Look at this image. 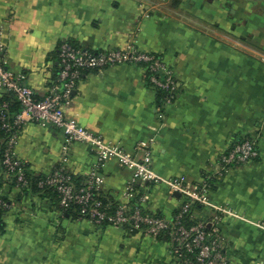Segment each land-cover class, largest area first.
Instances as JSON below:
<instances>
[{
  "label": "crops",
  "instance_id": "obj_1",
  "mask_svg": "<svg viewBox=\"0 0 264 264\" xmlns=\"http://www.w3.org/2000/svg\"><path fill=\"white\" fill-rule=\"evenodd\" d=\"M264 0H0V58L23 73L44 97L59 71L63 39L95 50L133 42L163 55L179 91L158 115L157 91L137 64L85 72L66 106L67 115L132 150L152 141L153 167L191 182L216 171L238 136H255L260 156L229 169L209 192L211 201L241 217L220 223L231 264H264ZM14 98V97H13ZM20 110V109H19ZM66 136L46 122L26 120L17 157L34 174L61 166L85 178L96 164L90 146L75 141L64 159ZM99 192L127 201L132 169L116 159L97 168ZM148 207L170 218L183 202L164 184L144 187ZM0 194L9 207L0 231V264H173L166 237L127 234L67 213L52 196L21 188L4 177ZM197 203L192 216L210 219Z\"/></svg>",
  "mask_w": 264,
  "mask_h": 264
},
{
  "label": "built area",
  "instance_id": "obj_2",
  "mask_svg": "<svg viewBox=\"0 0 264 264\" xmlns=\"http://www.w3.org/2000/svg\"><path fill=\"white\" fill-rule=\"evenodd\" d=\"M58 59V75L48 93L39 98L26 83L25 75L9 69L6 61L0 58V97L2 92H11L21 107L13 119L8 120L9 116L3 111L0 115V128L10 131L6 140L0 138L4 142L3 152L0 154L4 177L21 188L31 187L25 168L22 167V160L16 154L18 137L26 120L50 123L60 128L66 136L64 159L68 158L70 145L75 141L88 144L96 157V164L85 178H80L79 183L73 180V173L61 166L50 173H44L46 177L39 181L40 186L55 187L63 210L76 205L80 218L90 219L97 224L107 220L125 231H128L125 228V224H128L131 225L129 231L135 229L137 233L154 238L165 233L171 244L173 264H231L225 252L219 225L224 217L242 215L230 206L213 203L209 192L230 168L259 158L257 137L241 135L232 139L221 155L217 170L204 174L199 181L191 182L184 176H163L153 167L152 141H138L130 150L121 142L109 141L102 134L85 127L66 112L73 91L85 72L101 71L115 65L137 64L145 69L150 87L166 93L158 101L157 107L158 115L165 117L164 109L177 96L179 82L163 55L142 49L133 42L121 48L95 50L63 39L59 43ZM7 107V102L0 103V110ZM109 159H116L133 171V178L128 184V199L118 202L114 212L107 211L109 204L104 205L98 197L103 176L97 168ZM137 182H141L144 187L164 184L172 195L179 193L183 202L177 213L170 218L143 214V208L149 209V197ZM197 203L212 208L215 214L210 219H194L192 210ZM8 207L7 201L0 194V231L3 215ZM185 217L193 223L186 225L183 222ZM255 224L264 230V221ZM190 253H195L194 258Z\"/></svg>",
  "mask_w": 264,
  "mask_h": 264
},
{
  "label": "trees",
  "instance_id": "obj_3",
  "mask_svg": "<svg viewBox=\"0 0 264 264\" xmlns=\"http://www.w3.org/2000/svg\"><path fill=\"white\" fill-rule=\"evenodd\" d=\"M58 48H59V45H58ZM165 94L166 93L163 90L158 89V91H157L158 100H161L164 97ZM4 101L8 103V107H7V109L2 108L0 110V115H1V111H3L5 114H7V116H9L8 120L13 119V116L20 111L19 110L21 108L20 104L16 100L15 96L13 95V93L8 92V91L7 92H2V94H1L0 103H3ZM8 122L11 123L12 121H8ZM9 133H10V131L6 130L5 128H0V138H3L4 140H6L7 137H8L7 134H9ZM3 144H4V142L0 141V154H2V152H3ZM22 167L25 168V175H26L27 179L30 181V186H31L32 190H35V191L42 190L44 193L52 196L57 202H59V196H58V193H57V191H56L54 186H52V185H50V186L49 185L40 186L39 185V181L46 177L45 174H34L30 170V166L25 161H22ZM72 178H73V180L76 183H79L80 178L77 175L73 174ZM98 197L104 203V205L109 204L107 206V211L114 212L116 210V207L118 205V201L114 200L109 195L103 194L101 192H99ZM3 199H5V198L3 197ZM75 206L76 205H72L70 207V209L66 210V212L70 213V212L74 211L79 216L78 210L76 209L77 207L75 208ZM142 213L143 214H153V215H155L157 217H162L163 216L159 212L153 213L150 209H146V208L142 209ZM176 213H177V211H175L174 215ZM183 222L186 223V225H191L193 223V221H190L188 217H185L183 219ZM102 224H111V223L109 221H107V220H104L102 222ZM2 227H3V225H2ZM2 227H1V229H2ZM125 228L128 230V231H126L127 234H136L137 233V230H135V229L129 231V228H131V225L129 226L128 224H125ZM165 236H166L165 233H161L160 235H158V238L159 237L162 238V237H165ZM190 255H191V257L194 258L195 253H190Z\"/></svg>",
  "mask_w": 264,
  "mask_h": 264
},
{
  "label": "rangeland",
  "instance_id": "obj_4",
  "mask_svg": "<svg viewBox=\"0 0 264 264\" xmlns=\"http://www.w3.org/2000/svg\"><path fill=\"white\" fill-rule=\"evenodd\" d=\"M262 36H264V34H263V33H261V37H262ZM223 245H224V240H223Z\"/></svg>",
  "mask_w": 264,
  "mask_h": 264
},
{
  "label": "water",
  "instance_id": "obj_5",
  "mask_svg": "<svg viewBox=\"0 0 264 264\" xmlns=\"http://www.w3.org/2000/svg\"><path fill=\"white\" fill-rule=\"evenodd\" d=\"M176 194H179V193H176Z\"/></svg>",
  "mask_w": 264,
  "mask_h": 264
}]
</instances>
